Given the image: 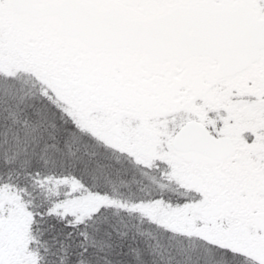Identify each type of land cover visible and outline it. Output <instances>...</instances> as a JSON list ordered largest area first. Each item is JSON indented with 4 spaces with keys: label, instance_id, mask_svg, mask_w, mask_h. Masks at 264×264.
Wrapping results in <instances>:
<instances>
[{
    "label": "snow or ice",
    "instance_id": "1",
    "mask_svg": "<svg viewBox=\"0 0 264 264\" xmlns=\"http://www.w3.org/2000/svg\"><path fill=\"white\" fill-rule=\"evenodd\" d=\"M0 264H264V0H0Z\"/></svg>",
    "mask_w": 264,
    "mask_h": 264
}]
</instances>
